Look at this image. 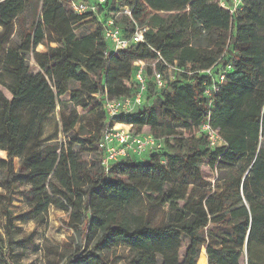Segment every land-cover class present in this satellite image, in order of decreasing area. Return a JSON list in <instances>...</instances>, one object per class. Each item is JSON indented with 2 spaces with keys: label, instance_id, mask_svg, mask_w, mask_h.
Masks as SVG:
<instances>
[{
  "label": "trees",
  "instance_id": "1",
  "mask_svg": "<svg viewBox=\"0 0 264 264\" xmlns=\"http://www.w3.org/2000/svg\"><path fill=\"white\" fill-rule=\"evenodd\" d=\"M33 1L0 0L1 45ZM125 3L133 5L138 24L149 27L145 42L131 48L110 51L89 14L43 0L33 6L19 48L0 54V85L11 94L0 89V149L7 153L0 159V214L8 237L0 238V264L21 261L13 248L19 216L10 206L23 183L34 193L28 213L37 223L51 206L69 212L85 245L92 243L84 255L88 264H114L121 245L141 252L130 264H262L252 248L264 230V0H245L235 14L220 0L119 4ZM84 25L91 32L79 35ZM122 25L134 27L127 19ZM39 45L55 59L33 72L26 57ZM139 60L147 62V105L110 125L148 128L165 145L145 162L122 160L107 173L97 146L108 123L103 96L133 93ZM152 63L159 71L165 63L176 67L164 88L153 81ZM214 84L210 97L206 90ZM62 85L71 91L69 100L58 98ZM59 103L63 129L71 133L65 143L43 134ZM208 117L222 145L211 147L198 132ZM210 171H217L213 186L205 178ZM160 202L165 222L151 224Z\"/></svg>",
  "mask_w": 264,
  "mask_h": 264
},
{
  "label": "rangeland",
  "instance_id": "2",
  "mask_svg": "<svg viewBox=\"0 0 264 264\" xmlns=\"http://www.w3.org/2000/svg\"><path fill=\"white\" fill-rule=\"evenodd\" d=\"M38 3L42 5L43 0H34L32 7H28L27 10L14 21L12 32L8 36V39L3 45L0 43V54L14 52L19 48L24 39V31L32 22V14H35L33 6ZM40 15L41 11L38 12L37 17ZM118 20L122 21V17L119 16ZM122 22L125 24L126 19H123ZM89 32H91V27L87 25L77 30L79 35H84ZM3 33L4 31L0 27V40L3 38ZM52 46H56V44L53 43ZM101 48L103 50L106 48L102 41ZM26 59L30 70L37 72L48 67L55 58L50 56L43 45H39L31 48ZM165 75L175 77L173 70L165 71ZM0 89L8 98L11 97V94L6 88L0 85ZM61 91L63 93L59 95V100H69L71 95L69 87L62 85ZM74 105L81 116L89 117L88 110L82 109L76 103H74ZM60 110L61 105L59 103L45 120L43 134L45 138L65 143L67 135L71 133L63 129ZM3 111L4 107H2L0 103V112ZM144 131L148 132V128H144ZM91 154L94 155L95 151H91ZM6 157L7 153L0 149V159H5ZM148 157L149 155L145 154L139 157L138 161L145 162L148 160ZM205 178L209 180L213 186L217 179V171L205 173ZM0 191H2L1 187ZM33 195L34 193L30 189V185L28 183H23L17 189L10 206L13 213L19 216L15 220L13 248L16 253L18 252L21 254L20 264H88L84 255L92 246V243L89 246L85 245L81 233L79 230L75 229L74 223L70 219L69 212L51 206L47 212L45 221L37 223L31 217L30 213H28L30 202H32L34 197ZM162 204L163 203L160 202L154 205L150 217L151 224L165 222V210ZM4 224V218L0 214V238L2 237L7 241L8 237L5 233ZM30 235H33L32 240L28 239ZM203 250L205 251V247L202 248L200 256ZM252 252L255 258L264 264V230L261 234V242L252 248ZM140 254V251L121 245L117 249V258L114 264H130ZM70 259H74V261L71 262Z\"/></svg>",
  "mask_w": 264,
  "mask_h": 264
},
{
  "label": "built area",
  "instance_id": "3",
  "mask_svg": "<svg viewBox=\"0 0 264 264\" xmlns=\"http://www.w3.org/2000/svg\"><path fill=\"white\" fill-rule=\"evenodd\" d=\"M68 4V8L75 14H89V18L94 19L96 24L102 27L104 41L109 45L110 51L128 49L134 45L145 42V32L148 26H141L133 15V5L119 4L126 0H61ZM136 2L137 0H133ZM245 0H220L221 5L228 8L231 13L235 14L242 8ZM127 19L132 22L134 27H123V22L118 17ZM158 61L165 60L159 56ZM146 61L139 60L135 62L137 70L132 77L133 93L124 95L119 98H110L107 94L103 96V110L106 114L107 124L102 132L101 138L97 144L98 149L103 153L101 164L105 171L110 172L112 166L122 160H135L145 154H152L163 149L165 145L164 138H157L150 132H136L132 125L116 123L110 125V121L122 114H132L147 105L146 96L148 94V76L146 75ZM153 64L154 76L153 81L158 88H164L169 80L173 77L166 76L165 71L176 69L175 66L165 63L164 71H159ZM230 68V66H228ZM179 70V69H178ZM210 73V70H206ZM225 74L219 75L218 81L224 82ZM218 90V85L214 84L211 89L206 90L208 96ZM101 99V96L98 97ZM212 100H210L211 102ZM199 133H203L211 147L223 144V140L215 129L208 117L200 126Z\"/></svg>",
  "mask_w": 264,
  "mask_h": 264
},
{
  "label": "water",
  "instance_id": "4",
  "mask_svg": "<svg viewBox=\"0 0 264 264\" xmlns=\"http://www.w3.org/2000/svg\"><path fill=\"white\" fill-rule=\"evenodd\" d=\"M205 251H206V248H205Z\"/></svg>",
  "mask_w": 264,
  "mask_h": 264
}]
</instances>
